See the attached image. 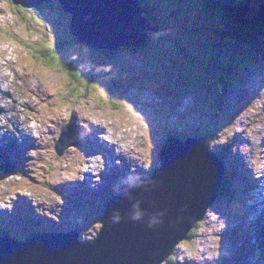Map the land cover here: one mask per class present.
Instances as JSON below:
<instances>
[{"label": "rangeland", "instance_id": "obj_1", "mask_svg": "<svg viewBox=\"0 0 264 264\" xmlns=\"http://www.w3.org/2000/svg\"><path fill=\"white\" fill-rule=\"evenodd\" d=\"M157 1L149 5L153 15H163L165 10L175 13L180 12L182 14L181 20L186 19L189 23L191 22L189 18H193L194 23L191 25L187 24L189 25L188 28L192 38L190 36L185 39L184 37L179 38L178 44L181 47L184 49L192 47L191 42H195L197 38L202 39L203 31L207 29L208 24L206 23L209 22V19L205 18L206 13L200 10L201 5L199 2H194L191 6L185 7L189 11V16L185 17L179 3L177 5L173 3L170 7L161 8L158 6ZM18 8L9 1L0 0V28L2 29L0 31V64L3 68H6L12 62L16 66L17 72L26 76L29 89L27 94L30 96L31 107L39 115V118L36 119L46 123L44 124L45 133L38 137V145L35 149H32L31 157L24 154L21 155L23 160L16 162L20 165L23 164L20 167L25 168L23 171H19L18 165L11 164L5 159H0V166L6 165L7 169L13 174L8 179L3 180L0 178V195L2 194L1 192L9 193L10 195L18 192L24 199L21 209H28L30 216L25 214V210H22L23 213L26 217H32V222L35 223L31 227L21 221L20 232L23 233L25 230L32 228L37 231V212L33 208H36L40 215L44 214L45 216H48L50 211L49 216L52 217L53 221L60 219L58 223L52 226L53 229H66L65 231H67L71 228H78L81 231V241L92 240L100 228L96 217L97 214L99 215L100 209L88 207L89 218L86 212L82 211L77 205L61 197V191L65 192V194L70 191L71 194L77 195L78 199L82 197L78 193L82 194L85 191L84 187L77 183L73 185L70 177H77L82 184H85V188L89 187L83 182L85 176L82 174L88 169L92 171V174L101 173V170L104 172L106 159L113 161L111 155L94 149L95 147L93 146V152L90 153L87 161L81 165L88 154V148L85 143H81L80 150L69 148L70 145L68 146L69 149L63 151L57 146L53 147L50 141H53L55 145L60 129L67 123L66 121H68L71 113L81 118L77 123V126H79L78 131L82 128L84 135L91 133L90 131L92 130L99 134V137H97V134L89 135L87 139L90 142L103 141L105 139L112 146V151L115 155L126 156L127 152V156H129L127 161L130 162L131 166L124 172H121L119 167H117L116 173H114L116 176L111 175L109 177V179L114 177V183L119 181L125 184L128 181L132 182L137 179L138 176L134 171L135 167L139 168L145 165L147 171H150L154 167V161L157 158V147L159 146L160 148L162 146L160 142L164 140V136L174 132L176 134L181 133L182 136H204L209 149L215 152L219 151L223 155V160L226 162L225 169L227 170L233 168L229 166L226 160L225 145L233 144L235 137L238 135L240 139L237 138L236 141L239 142L233 148L237 152V156L231 158L233 154L229 155L232 164H239L238 180H242L241 182L249 186L248 182L250 180L248 177L244 180L241 176L243 169L240 166H244L243 162L251 171L252 177L257 179L262 175L264 169V148L262 147V139L264 138V66L255 72L251 70L247 76L246 73L252 66L259 64L261 56H263L262 60L264 62V53H258L257 50L260 44L262 48L259 47V50L264 51V38L259 39V41L263 40L259 44L253 43L249 45L247 51L240 50L246 48V46L237 40L227 41V45L232 49H237V54H242V57L239 55L240 58L234 57L236 61H232V63L233 68L236 66V69L234 68V73L229 74L225 80L220 79L221 84L216 85V97L222 99L226 90L237 86L243 81L244 77L250 80H246L247 85H241L240 89L228 90L229 92L226 93V97L222 101L223 104L227 105L226 110V107L220 102L218 104L214 103L217 98L210 96L215 91V74L207 73L209 70L207 65L204 66V64L202 66L206 74L202 67L199 71V66L195 64H201V62L199 60H191L200 56L206 61L209 59L207 54L204 55L198 52L199 55H196L191 52L193 49L189 48L181 55V49L173 36L174 32L171 33L172 30L168 27L162 28L159 35H152L147 47L140 50V55L139 52L121 51L117 53L116 51L113 57L103 55L99 56L100 59H94L93 56L96 54L91 56V52L87 51V48L86 50L85 47H76L72 43V47L81 52L84 55L83 57L82 54H77L73 51L70 42L65 43L68 51L64 61L70 59L72 63L80 67V69L76 68L80 74L76 72L79 79L73 81L72 85L71 81L68 82L65 76L67 72L65 71L64 74L60 70L62 67V60L59 59L62 58L60 51H56L58 53L56 57L58 61L55 60L54 63L56 69L41 67L28 56L29 50L20 45L25 44L27 39L30 42L37 43L36 39L40 38L35 34H43L52 45L56 36L63 41L70 39L66 32V17L60 15L59 17L61 18L53 19L50 15L53 24L46 22L44 29L41 31L37 26L25 28L23 24L17 22L16 13ZM33 12L40 17L46 16L41 10ZM54 14L58 16V12ZM215 23L224 24L222 19ZM55 25L58 27L57 29ZM211 27H218L220 36H225L226 31L220 27V24H212ZM230 28L242 35V31L235 26L231 25ZM249 55H253L257 62L249 61L252 60ZM9 56L13 58L8 59ZM190 60L191 63L195 64H190ZM172 62H177L187 67L186 70H177L174 81L172 73L167 72V68L171 66ZM238 63L240 64L239 70L237 68ZM227 68L231 67L227 66ZM6 72L11 75V82L14 87V89H10V95L4 93V96H7V98L5 97L6 101L10 102L16 96V100L22 102L24 97L22 94H18L19 84L14 80V75L9 70H6ZM204 74L205 78H203L207 81L206 88L201 85V75ZM174 83H176L175 86ZM173 88L175 89L174 96L172 94ZM253 89L255 92L254 96L248 100L245 99L244 96H248ZM58 91L61 93L58 94ZM176 91L178 92L176 93ZM55 93L56 95H54ZM52 95L54 96L52 97ZM41 96L43 101L40 100ZM6 103L1 100L0 107ZM111 103H115L116 106L114 107V104ZM177 103L179 104L177 105ZM16 104L15 100L10 104L7 120L11 119V121L17 122V129L15 131L6 129L4 127L5 121L3 120L0 122L3 126L1 128L6 130V136L18 137V139H20L19 133L26 131L24 139L18 141L25 145V150L30 153L32 145L35 141L37 142L41 127L38 129L34 123H29V127L26 125V128L21 121L20 115L15 113L19 110ZM167 105L169 106L167 107ZM46 106H49V111ZM6 109L0 110L4 111ZM172 109L173 111H171ZM225 110V114L220 116V118L214 119L209 114L222 115ZM188 112H191V114L186 116ZM205 114L207 122L213 127L209 131H206V126H203L206 125ZM56 127L58 130H56ZM207 127L209 128L210 126ZM48 131L49 139L46 136ZM71 133L68 141L71 140ZM5 141L8 144L7 147L12 148L7 138ZM68 141L63 142V147L68 144ZM106 148L109 149L108 144ZM115 150L119 151L116 153ZM59 151L60 156H57L56 154H59ZM38 152H41L40 155H37ZM24 157L30 158L32 161L26 164ZM32 162L33 164H31ZM34 162H37V164H34ZM116 162L118 165L121 164L117 160ZM100 163L102 164V169H99ZM155 164H158L157 161ZM32 165L34 166L31 168ZM12 166L14 169H11ZM92 168H95V170ZM107 169H110V166H107ZM112 169L113 171L115 170L114 167ZM37 171L39 174H37ZM62 172H65L62 176L63 178L56 176L52 179L50 178L55 174L60 176ZM106 175L105 173L102 174L103 177ZM96 178L98 179L97 176ZM49 180L51 182L47 184ZM37 181L42 183L39 184ZM65 181L68 182V186L66 190H62ZM100 181L98 180V183ZM109 181L108 183L111 186L96 189L99 197L96 201L89 200L90 202H96V205H100L99 201L109 198L116 192L113 184ZM104 182L102 180L100 183ZM75 184L77 186L73 187ZM238 188L240 191V187ZM44 193L48 194L52 200L51 210L47 205V200L44 198L46 196ZM9 201L12 200L9 199ZM29 204L32 207H29ZM244 204L247 205L248 210L247 198H244ZM215 205L216 208L212 207L207 212V217L203 224L196 229L194 238L182 243L176 249L177 251H175L173 256L175 264L179 262H187L189 264H199L200 262L201 264H224V262H227V264H240L243 259H245L247 264H258V261L260 262L259 264H263V262L261 263V243L257 244L256 251L252 238H249L250 234L245 226V220L241 222L237 218L232 219L228 217L229 213L224 210L225 207L218 201ZM218 205L221 207V211H216ZM61 206L62 208L60 209ZM9 209L11 212L12 207ZM54 216H59L60 218L57 219ZM8 217L18 219L14 215H8ZM152 218L156 219V215L152 216ZM1 222L6 223V220L1 219ZM246 225H248V219L246 220ZM41 226L47 227L48 225L44 223ZM235 227H240L242 230L238 236L234 233ZM55 233H58V231H55ZM10 237H12L11 233ZM239 246L243 248L240 256L236 252L232 253ZM222 254H226L228 256L227 259H224L221 256ZM5 259L15 264L10 252L5 253ZM165 264L171 263L166 262Z\"/></svg>", "mask_w": 264, "mask_h": 264}, {"label": "water", "instance_id": "obj_2", "mask_svg": "<svg viewBox=\"0 0 264 264\" xmlns=\"http://www.w3.org/2000/svg\"><path fill=\"white\" fill-rule=\"evenodd\" d=\"M9 1L29 9L51 0ZM56 1L63 11L75 14L71 32L90 47L116 52L139 48L147 41L150 20L142 17L134 1ZM28 56L32 57L30 51ZM158 162L151 175L127 187L104 208L108 216L101 219L102 227L92 242L81 244L76 232L42 237L45 247L35 238L28 239L7 251L14 263L48 264V259L50 264H163L203 221L217 198L223 167L208 151L204 138L193 137L168 138L160 148ZM6 178L8 175L1 179ZM135 205L143 213L140 221L131 219ZM150 221H155L151 227ZM5 253L0 252V264H13L5 259Z\"/></svg>", "mask_w": 264, "mask_h": 264}, {"label": "trees", "instance_id": "obj_3", "mask_svg": "<svg viewBox=\"0 0 264 264\" xmlns=\"http://www.w3.org/2000/svg\"><path fill=\"white\" fill-rule=\"evenodd\" d=\"M155 0L154 2H156ZM201 1V2H200ZM199 2L201 5L200 10L204 11L205 18L209 19L207 29L203 31L202 39H196L195 42H191L192 47H189L191 52H194L196 55L202 53L210 59L208 70L209 72H214L218 75L221 79L225 80L229 74L234 73L232 61H236L234 57H242V54H237V49H232L227 45V41L237 40L238 42H247L249 44L255 43L259 44L261 41L259 39L264 38V0H158L159 7L171 6V4L179 3V5L183 9L184 15L188 13L185 7L191 6L192 3ZM203 2V5H202ZM39 10L49 13L48 17H40L35 14L32 9H23L18 8L16 13L17 18L16 21L20 24H23L24 27L28 26H36L38 24L47 22L51 20L50 15L53 19L61 18L59 17L64 16L60 13L58 7L52 3H43L38 7ZM148 16L154 21V24L157 25L159 23L165 24L168 28H170L175 38V41L178 44V40L181 37L188 38L190 35L189 25L193 24V18L190 19V23L186 19L181 20L182 14L180 12L175 13L173 11H163V15H150L149 8H146ZM58 12V16H55L54 13ZM186 17V15H185ZM213 19V20H210ZM223 20L224 24L215 23L220 20ZM164 22V23H163ZM38 23V24H36ZM45 24V23H44ZM51 25L53 23H50ZM55 24V23H54ZM181 24V25H180ZM185 24V25H183ZM189 24V25H187ZM212 24H220V27L226 31L225 36L221 37L218 31V27H211ZM231 25L235 26L237 29L242 31V35L237 33L233 30ZM56 29L58 28L55 25ZM226 27V29H225ZM41 39L35 42H26L24 46L32 53V61L42 64V58L44 59L43 65L44 66H51L52 64V57L56 50H62L65 43H69L70 39L68 40H60L57 36L54 39L53 45L47 41V37L43 34L40 35ZM72 38V37H71ZM258 38V39H257ZM33 45V46H32ZM179 45V44H178ZM49 47H52L51 49ZM259 47L262 46L259 44ZM257 49H259L257 47ZM136 50V49H132ZM230 51V53H229ZM114 54V53H112ZM194 55V54H193ZM239 55V56H238ZM233 56V57H232ZM239 57V58H240ZM197 60L203 62L204 59L200 56L196 57ZM249 60L251 62H257L253 55H249ZM194 60V59H193ZM67 63V64H66ZM231 67V68H227ZM54 66H52L53 68ZM71 64L69 62H65L63 66V70L69 69ZM196 67V66H195ZM75 68L79 69L78 65H75ZM238 70L240 69V64L237 65ZM72 69V68H71ZM66 74L67 77L70 76L71 82L77 81L79 76H77V69L74 71H70ZM73 70V69H72ZM200 71V70H199ZM77 72V73H76ZM69 75V76H68ZM205 74L201 75L202 84L206 88L207 81H205ZM176 78V75L173 76ZM222 80V81H223ZM176 83H174V86ZM203 87L204 90H206ZM173 96L175 94V89L173 88ZM180 94V93H179ZM216 119V118H215ZM223 188H226L225 181L221 186V193L223 194ZM171 261V259L169 260Z\"/></svg>", "mask_w": 264, "mask_h": 264}, {"label": "bare ground", "instance_id": "obj_4", "mask_svg": "<svg viewBox=\"0 0 264 264\" xmlns=\"http://www.w3.org/2000/svg\"><path fill=\"white\" fill-rule=\"evenodd\" d=\"M38 9L39 8L36 7L34 9H32V11L38 12L37 11ZM54 54L57 57L58 53L55 52ZM6 70H9L14 75V77H13L14 80L19 84V93L18 94H22V96L24 97V100L22 102H20L19 100L17 101L16 100V96H14V98L10 102L6 101L7 96H4V93L7 94V95H10L11 94L10 93V89H14V87L12 85V82H11V75L9 73H7ZM27 90H29V89H28V85H27V81H26V76L20 74L19 72H17L16 66L12 62L6 68H3V66L0 64V102H1V100L4 101V102H7L6 104H4L3 106L0 107L1 110H3V108H7L4 111L0 110V122L2 120L5 121V126L4 127H6V129H8L10 131H15L17 129V124H18L17 122L11 121V119L7 120V112L10 111V104L13 102V100H15V103H17L16 106L19 108V110L17 112H15L16 115H18V114L20 115L21 121L24 123L25 126L27 125L29 127V125H28L29 123H34L37 126L38 129L41 127L40 128L41 130L39 131V134H38L41 137L45 133L44 124H46V123H45V121L37 120L39 118V115L36 113L34 108L31 107L32 104H31V101H30V98H29L30 96H29V94H27ZM40 100L43 101V97L42 96H41ZM46 107H47V109L49 111V106H46ZM12 117H14V116H12ZM10 124H12V126H10ZM24 125H23V127H24ZM27 126H26V128H27ZM1 127H3L2 124H0V130L2 129L1 130V137L4 138V139L7 138L10 141V146L12 148H14V147L18 148L19 146L22 147L23 151L18 150L17 152H15V154H18L19 156L24 155V154L29 155V152L27 150H25V145H22L19 142V141H22L24 139V136L26 135V131H23V133H19L20 134L19 135L20 139H18V137L13 138V137H10V136H6L7 135L6 134V130L1 128ZM75 132H76V129H74V131L71 133V140L70 141H68L67 137H63V139L61 140L59 145H58V143L56 141L55 146H57V147L59 146L60 148H62V151L69 149L68 148L69 145H72V147H70V148H76L77 146L73 142L74 141L73 140V135L75 134ZM46 136H47V139H49V131L47 132ZM237 137H238V135H237ZM50 138H51V136H50ZM238 138L240 139V137H238ZM64 141H68V144L63 147V142ZM262 141H263L262 147L264 148V138L262 139ZM238 142L235 143L234 146H237ZM37 145H38V138H37V142L35 141L34 144L32 145L31 150L35 149V147ZM0 149H4V148L0 147ZM6 149H9V147H7ZM40 153L41 152H38L37 155H40ZM116 156H117V159L118 158H120V159L122 158L123 159V157H125V156H122V155L121 156L120 155H116ZM231 158H234V155H232ZM24 160H25L26 164H28V162L32 161L30 158H26V157H24ZM231 162H232V160L230 161V163ZM17 164L19 166H23V164H21V165L19 163H17ZM31 164H33V162ZM34 164H37V162H34ZM18 168H20V167H18ZM23 169H25V168H20L19 171H23ZM92 169L95 170V168H92ZM99 169H102V164L101 163L99 165ZM102 174H103V171L101 170V173H97L96 176L100 178V177H103ZM83 175L87 176L88 178H90L92 180L93 183L97 184V182H94V180H93V177H94L95 174H92V171L90 169H88L87 172H84ZM242 177H243L244 180L248 177V174H247L246 171L243 172ZM142 180L143 179H141V181ZM37 183L40 184L42 182L37 181ZM3 184H4V182H3ZM80 184H81L80 185L81 187L82 186L84 187L85 191L83 192V194L86 195V196H87V193L89 192V190L93 189L92 187H86L85 188V184H82V183H80ZM248 184H249V187L251 188L250 189V188L247 187V189H248V202H249L248 203V213H249V217H250V221H249V224H248V231H249L250 236L252 237L253 235L258 233L259 229H263L264 228V212H259L258 211V208H260L263 205L262 197H264V169H263L262 175H260V177L257 178L256 184H253L251 181H249ZM125 185H126V183L123 184V186H125ZM67 186H68V182L65 181L63 183L62 190H66ZM1 193L2 194L0 195V210L5 211V209L7 207V204H9V205L17 204L20 207V209L22 208V203L24 202V199H23V197L21 195H19L18 192L14 193V194H11V195L9 193H4V192H1ZM44 194L46 195V196H44V198L47 200V205H48L49 209L51 210V208H52V200H51V198L49 197L48 194H46V193H44ZM78 195H81V194L78 193ZM9 199H11L12 201H9ZM29 207H32V206H30V204H29ZM26 210H28V209H26ZM49 215H50V211L48 212V216ZM33 225H35V223H33ZM255 226L257 227L256 231H255ZM34 237L40 243V245L45 247L44 244H43V238H42V236L40 235V233L38 231L34 232ZM0 252L2 253L3 249H0ZM145 252L147 253L146 249H145ZM234 252H236L238 254H241V252H239L238 250H234L232 253H234ZM221 256L224 259H227V257H228L226 254H222ZM230 258H232V257L230 256ZM148 259L151 262L150 257H148ZM47 263L50 264L48 259H47Z\"/></svg>", "mask_w": 264, "mask_h": 264}, {"label": "clouds", "instance_id": "obj_5", "mask_svg": "<svg viewBox=\"0 0 264 264\" xmlns=\"http://www.w3.org/2000/svg\"><path fill=\"white\" fill-rule=\"evenodd\" d=\"M13 57H11V56H9L8 57V59H12ZM64 137V136H63ZM66 137V136H65ZM59 149H61L62 150V148H60V147H58ZM69 148H70V146H69ZM59 153H60V151H59ZM123 190H127V187L126 188H124ZM119 194H121L120 192H117V193H113L111 196H110V199H109V202H107L106 204V207L107 206H109L110 204H112L113 202H115L116 201V198H117V196L119 195ZM110 195V194H109ZM109 195H108V197H109ZM134 209H136V210H134V212H133V214H132V216H131V219L133 220V221H140L142 218H143V213L141 212V211H139L138 209H139V205H135L134 206ZM102 216H108V214L107 213H103V215ZM118 217H116V220L118 221ZM155 223V221H150V223H149V227H151L153 224ZM96 238V235L94 236V238L92 239V240H90L89 242H87V243H90V242H92L94 239ZM82 244V243H81ZM172 256V255H171ZM171 256L166 260V261H168V260H170V258H171ZM166 262H164L163 264H165Z\"/></svg>", "mask_w": 264, "mask_h": 264}]
</instances>
